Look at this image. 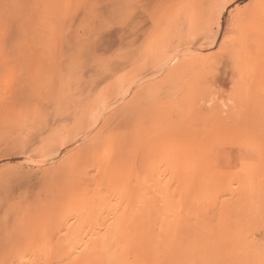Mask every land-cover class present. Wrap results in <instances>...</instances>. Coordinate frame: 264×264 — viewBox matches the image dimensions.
Returning a JSON list of instances; mask_svg holds the SVG:
<instances>
[{"label":"rangeland","instance_id":"obj_1","mask_svg":"<svg viewBox=\"0 0 264 264\" xmlns=\"http://www.w3.org/2000/svg\"><path fill=\"white\" fill-rule=\"evenodd\" d=\"M259 3L0 0V264H264Z\"/></svg>","mask_w":264,"mask_h":264},{"label":"bare ground","instance_id":"obj_2","mask_svg":"<svg viewBox=\"0 0 264 264\" xmlns=\"http://www.w3.org/2000/svg\"><path fill=\"white\" fill-rule=\"evenodd\" d=\"M200 2V1H199ZM209 2V1H208ZM199 4V3H198ZM207 4H205V6H206ZM260 5V6H259ZM259 10L261 9L262 10V12H263V14H264V0H261V4L259 3ZM210 6V5H209ZM212 7V6H211ZM210 7H208V9H209ZM195 9V8H194ZM208 9H206V10H208ZM256 11H258V10H256L255 9V12ZM208 12V11H207ZM254 12V13H255ZM254 16V15H253ZM255 16H257V15H255ZM259 16H261V15H259ZM209 17V16H208ZM258 17V16H257ZM256 18V17H255ZM254 18V19H255ZM260 18V17H259ZM261 18H263V17H261ZM260 18V19H261ZM204 19H207L206 17L204 18ZM259 19V20H260ZM264 19V18H263ZM262 19V20H263ZM172 20V19H171ZM177 20V19H176ZM250 20H252L253 21V19H250ZM257 20V19H256ZM256 20H254V22H256ZM262 20H260V21H262ZM208 21V20H207ZM204 22V21H203ZM253 22V23H254ZM263 22H264V20H263ZM262 22V23H263ZM253 23L251 24V23H249L248 25H250V26H252L253 25ZM258 24H259V21L257 22ZM256 23H254V26H255V30H256V26H259V25H255ZM241 26V25H240ZM239 28V27H238ZM248 29H250V30H252L250 27H246V30L248 31ZM239 30V29H238ZM243 30V29H242ZM240 31V30H239ZM167 38V37H166ZM162 39V38H161ZM213 39V41H215L216 39L215 38H212ZM230 39V38H229ZM254 40V39H253ZM205 42H208V39L205 41ZM240 42V41H239ZM254 42V41H253ZM247 43H250V42H247ZM247 43H245V44H247ZM256 42H254V44H255ZM253 44V43H252ZM237 46V45H236ZM245 47H248V44H247V46L245 45ZM162 50V49H161ZM161 50H160V52H161ZM164 50V49H163ZM154 52V51H153ZM169 54V53H168ZM234 54V53H233ZM240 55V54H239ZM54 56V55H53ZM52 56V57H53ZM237 56V55H236ZM231 57V56H230ZM234 57V56H233ZM146 59V58H145ZM241 59V58H240ZM54 61V60H53ZM245 62V61H244ZM142 64V63H141ZM148 67V66H147ZM221 67V66H220ZM199 90V89H198ZM109 93V92H108ZM71 114V113H70ZM101 119V118H100ZM72 121V120H71ZM193 122V121H192ZM49 124V123H48ZM55 124V123H54ZM53 128V127H52ZM29 157V156H28ZM137 162V161H136ZM152 176V175H151ZM159 186V185H158ZM167 187V186H166ZM117 188V187H116ZM137 188V187H136ZM151 188V187H150ZM163 188H165V187H163ZM139 189V188H138ZM143 189V188H142ZM153 189V188H152ZM145 190V189H144ZM155 192V191H154ZM164 192V191H163ZM162 192V193H163ZM157 193V192H156ZM104 194V193H103ZM122 194V193H121ZM150 194V193H149ZM148 194V195H149ZM160 195V194H159ZM163 195V194H162ZM166 195V194H165ZM158 196V195H157ZM87 197V196H86ZM122 198V197H121ZM138 198H140V197H138ZM144 198V197H143ZM154 198V197H153ZM116 199V198H115ZM145 199V198H144ZM165 199H166V196H165ZM87 200V199H86ZM86 200H85V202H86ZM99 200H101V199H99ZM146 201H147V199H145ZM154 200V199H153ZM170 200V199H169ZM119 201H120V199H119ZM122 201V200H121ZM144 201V200H143ZM93 202V201H92ZM100 202V201H99ZM101 202H102V200H101ZM117 202V201H116ZM141 202V201H140ZM167 202V201H166ZM166 202H165V204H166ZM158 203V202H157ZM162 203V202H161ZM161 203H159L160 205H161ZM107 204V203H106ZM105 204V205H106ZM114 204V203H113ZM116 204V203H115ZM147 204H148V202H147ZM158 204V205H159ZM163 204V203H162ZM156 205V204H155ZM154 205V206H155ZM97 206V205H96ZM131 206V205H130ZM148 206H151V205H149L148 204ZM148 206H146V204H145V202L144 203H140L139 204V206H136V207H138V209H136L137 211H138V213H137V216H138V214H140V213H143L144 212V214H145V212L147 213V209H148ZM0 207H1V205H0ZM93 207V206H92ZM110 207V206H109ZM2 208H3V205H2ZM162 208V207H161ZM160 208V209H161ZM3 209H5V206H4V208ZM80 209V208H79ZM78 209V210H79ZM93 209H95V208H93ZM93 209L91 208V207H89V206H85V207H82V209H80L78 212V214H79V217L76 219L77 220V223H79V224H81V225H88L89 226V228H84V229H86V234H87V236H86V234H85V236L87 237V239H85L86 241H83V242H80V241H82L84 238H86V237H82V240H81V238H80V241H78L79 240V238H76V241H72L71 240V242H69L67 245H68V247H67V249H66V251H68V252H70V251H72V250H77L78 251V253H80V252H83V251H89V250H92V251H94V252H101L102 251V249L104 248V246H105V244H107L108 242H111V241H115V242H118V241H116V238H117V236L119 237V238H121L122 236H119V235H121L124 231L123 230H125V229H128V228H124L123 226H122V222L123 221H121V220H113V221H116V222H113V224H111L110 226L111 227H107L106 225V230L105 231H99V227H100V221L101 220H99L100 218H97V219H95L96 217L94 216L93 217ZM107 209V208H106ZM110 209H111V207H110ZM109 209V210H110ZM115 209V208H114ZM135 209H134V211H135ZM155 209H156V207H155ZM165 209V208H164ZM2 210V209H1ZM118 210V209H117ZM159 210V209H158ZM167 210H168V207H167ZM2 211H4V210H2ZM101 211V210H100ZM119 211V210H118ZM1 212V211H0ZM5 212V211H4ZM103 212V211H102ZM110 211H108L107 212V214L109 213ZM114 212H115V210H114ZM131 212V211H130ZM140 212V213H139ZM161 212V211H160ZM164 212V211H163ZM100 213V212H99ZM98 213V214H99ZM116 213V212H115ZM132 213V212H131ZM96 214V213H95ZM102 214V213H101ZM121 214V213H120ZM127 214V213H126ZM100 215V214H99ZM104 215H106V213L104 214ZM134 215H136V214H134ZM134 215L132 214V216L134 217ZM150 215V214H149ZM102 215H100V217H101ZM120 216V215H119ZM119 216H117V218L119 217ZM136 216V217H137ZM152 216V215H151ZM133 217H130V218H133ZM139 217V216H138ZM164 216H162V218H163ZM94 218V219H93ZM108 218V217H107ZM111 218H113V216L111 217ZM115 218H116V216H115ZM125 218H128V217H125ZM110 219V218H109ZM121 219V218H120ZM154 219V218H153ZM167 219V218H166ZM107 221H108V219H106ZM110 220H112V219H110ZM109 220V221H110ZM132 220V219H131ZM133 220H134V218H133ZM150 220V219H149ZM160 220V219H159ZM106 221V222H107ZM108 221V222H109ZM128 221V220H127ZM127 221H126V223H127ZM130 221V220H129ZM147 221H148V219H147ZM162 221V220H161ZM110 222H112V221H110ZM110 222H109V224H110ZM136 222V221H135ZM135 222H133L134 224H135ZM151 222H152V220H151ZM1 223V222H0ZM76 223V224H77ZM102 223H104V222H102ZM131 223V222H130ZM125 223H123V225H124ZM134 224H132L131 223V226L132 225H134ZM81 225H79L80 227H81ZM83 225V226H84ZM87 225H86V227H87ZM146 225V224H145ZM79 226H78V228H77V230L79 229ZM109 226V225H108ZM125 226H127V224H125ZM138 226V225H137ZM103 227V226H102ZM129 227V226H128ZM82 228V227H81ZM124 228V229H123ZM142 228V227H141ZM131 229V228H130ZM81 231H82V229H80ZM146 230V229H145ZM149 230V229H148ZM87 231H88V233H87ZM138 231V230H137ZM140 231V230H139ZM138 231V232H139ZM142 231V230H141ZM71 232V231H70ZM77 232V231H76ZM75 232V233H76ZM127 232V231H126ZM125 232V233H126ZM79 234H80V232H78ZM77 233V234H78ZM145 233H147V232H145ZM124 234V233H123ZM122 234V235H123ZM128 234V233H127ZM126 234V237H128V235ZM133 234V233H132ZM75 235V234H74ZM139 235V234H138ZM77 236V235H76ZM82 236V235H81ZM125 235H123V237H124ZM130 236V235H129ZM133 236V235H132ZM68 237H69V235H68ZM135 237V236H134ZM139 237V236H138ZM142 237V236H141ZM66 238H67V236H66ZM65 238V239H66ZM70 239V238H69ZM68 239V240H69ZM118 239V238H117ZM124 239V238H123ZM131 239H132V237L131 238H129V240L131 241ZM120 241H122V239H119ZM134 240V239H133ZM126 241H128V239H126L125 240V242ZM123 243V242H122ZM103 252V251H102Z\"/></svg>","mask_w":264,"mask_h":264}]
</instances>
